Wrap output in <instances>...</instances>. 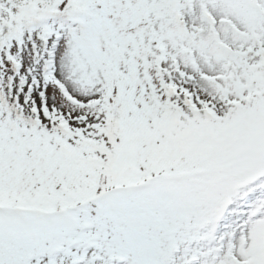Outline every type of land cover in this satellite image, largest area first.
I'll use <instances>...</instances> for the list:
<instances>
[{
	"label": "snow or ice",
	"instance_id": "obj_1",
	"mask_svg": "<svg viewBox=\"0 0 264 264\" xmlns=\"http://www.w3.org/2000/svg\"><path fill=\"white\" fill-rule=\"evenodd\" d=\"M0 264H264V0H0Z\"/></svg>",
	"mask_w": 264,
	"mask_h": 264
}]
</instances>
